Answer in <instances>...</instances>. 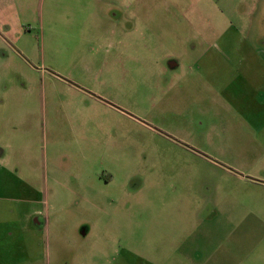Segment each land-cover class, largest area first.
<instances>
[{
	"label": "rangeland",
	"instance_id": "obj_1",
	"mask_svg": "<svg viewBox=\"0 0 264 264\" xmlns=\"http://www.w3.org/2000/svg\"><path fill=\"white\" fill-rule=\"evenodd\" d=\"M252 4L0 0V264H264V148L213 56Z\"/></svg>",
	"mask_w": 264,
	"mask_h": 264
},
{
	"label": "crops",
	"instance_id": "obj_2",
	"mask_svg": "<svg viewBox=\"0 0 264 264\" xmlns=\"http://www.w3.org/2000/svg\"><path fill=\"white\" fill-rule=\"evenodd\" d=\"M246 11L248 12L246 13L247 16H245L246 19L243 21V25L240 26L238 25L240 22L237 23L234 31L236 35L237 30L243 31V36H240L241 33L239 36L228 35L226 39V44L228 45H225L220 53L213 56H216L220 67L222 66V61H227L225 71L230 78L228 79L227 86L223 87V90L226 89L225 91L228 92L227 100L234 111L243 117L244 123L252 128L256 140H259V144L264 148V0H260L259 5H249L246 7ZM4 27V39L7 40L11 36L12 30L8 23ZM229 34H231V29L229 30ZM235 44L238 45L234 46ZM243 66L246 67L244 71H242ZM219 71L223 70L219 68ZM241 78L244 81L243 85L237 83ZM90 101L95 100L90 99ZM13 107L16 110L17 106L14 105ZM3 109L7 119L12 118L13 115L5 111V109H8L6 104L3 105ZM230 125H233V123L231 122ZM4 154V150H0V158L3 157L1 159H4ZM262 161L264 162V158ZM262 167L264 165L260 168L262 169ZM105 181L107 185L111 184L114 181V176L106 178ZM20 183L27 184V180H21ZM261 184L264 186V181ZM3 200L4 204L6 203L4 205V208H6L3 212L7 216L16 217L19 210L17 211V209L9 206V203L13 202V200L10 198H3ZM26 202L24 200L23 203ZM36 215V212L30 211L23 216L25 224L23 228L18 226V220L15 219L14 222H11L10 224H13V227L8 229V237L21 243V247L24 245L27 248V244L25 245L26 237L28 238L29 234L33 233L30 230L31 228L33 229L31 223H33V219L39 221ZM21 247L13 250L11 245L9 253L12 254L13 251H18L22 254ZM19 258L17 257L15 260Z\"/></svg>",
	"mask_w": 264,
	"mask_h": 264
}]
</instances>
